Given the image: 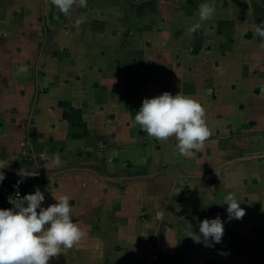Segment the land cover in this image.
<instances>
[{
	"label": "crops",
	"instance_id": "crops-1",
	"mask_svg": "<svg viewBox=\"0 0 264 264\" xmlns=\"http://www.w3.org/2000/svg\"><path fill=\"white\" fill-rule=\"evenodd\" d=\"M262 21L264 0H88L70 16L0 0V159L39 178L44 207L69 196L87 232L50 264H264ZM165 92L205 109L212 135L191 157L134 123ZM217 216L220 243L187 236Z\"/></svg>",
	"mask_w": 264,
	"mask_h": 264
},
{
	"label": "clouds",
	"instance_id": "clouds-1",
	"mask_svg": "<svg viewBox=\"0 0 264 264\" xmlns=\"http://www.w3.org/2000/svg\"><path fill=\"white\" fill-rule=\"evenodd\" d=\"M51 4L64 16H70L76 8H86L88 0H50ZM214 5L203 2L198 7L199 21L213 18ZM82 19L75 21L76 26ZM197 23L188 29L194 33L200 28ZM255 34L264 40V21L255 26ZM24 69H21L23 71ZM134 123L160 142L176 141L179 153L191 157L201 150L212 135L205 119V109L192 97L165 92L153 98H145L136 112ZM8 160L0 159V183L5 179L3 169ZM51 163L55 167L62 164L59 154H54ZM57 201L43 206L45 195L37 190L26 194L14 203L11 209H0V264H50L52 258L66 249H71L85 240L87 232L72 218L71 198L67 195L54 196ZM228 219H242L245 210L235 194L229 192L224 197ZM39 209V211H38ZM225 233L224 221L219 216L204 219L199 224V233L187 236L197 243L210 245V241L220 243Z\"/></svg>",
	"mask_w": 264,
	"mask_h": 264
},
{
	"label": "built area",
	"instance_id": "built-area-1",
	"mask_svg": "<svg viewBox=\"0 0 264 264\" xmlns=\"http://www.w3.org/2000/svg\"><path fill=\"white\" fill-rule=\"evenodd\" d=\"M3 172L5 179L0 183V205L3 209L13 208V204L24 195L40 190V181L35 175L14 171L8 167Z\"/></svg>",
	"mask_w": 264,
	"mask_h": 264
}]
</instances>
